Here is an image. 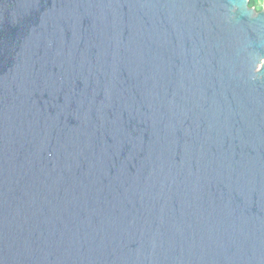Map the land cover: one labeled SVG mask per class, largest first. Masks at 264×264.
Masks as SVG:
<instances>
[{
  "label": "water",
  "instance_id": "1",
  "mask_svg": "<svg viewBox=\"0 0 264 264\" xmlns=\"http://www.w3.org/2000/svg\"><path fill=\"white\" fill-rule=\"evenodd\" d=\"M0 0V264H264V11Z\"/></svg>",
  "mask_w": 264,
  "mask_h": 264
},
{
  "label": "built area",
  "instance_id": "2",
  "mask_svg": "<svg viewBox=\"0 0 264 264\" xmlns=\"http://www.w3.org/2000/svg\"><path fill=\"white\" fill-rule=\"evenodd\" d=\"M258 4H257V0H254V6H253V9H255V11L257 12H261V11H264V0H258ZM250 2V0H249Z\"/></svg>",
  "mask_w": 264,
  "mask_h": 264
},
{
  "label": "trees",
  "instance_id": "3",
  "mask_svg": "<svg viewBox=\"0 0 264 264\" xmlns=\"http://www.w3.org/2000/svg\"><path fill=\"white\" fill-rule=\"evenodd\" d=\"M249 6L251 7V8H253V2L250 0V3H249Z\"/></svg>",
  "mask_w": 264,
  "mask_h": 264
},
{
  "label": "rangeland",
  "instance_id": "4",
  "mask_svg": "<svg viewBox=\"0 0 264 264\" xmlns=\"http://www.w3.org/2000/svg\"><path fill=\"white\" fill-rule=\"evenodd\" d=\"M251 1L254 3V0H251ZM258 2H259V1L257 0V4H258ZM253 5H254V4H253Z\"/></svg>",
  "mask_w": 264,
  "mask_h": 264
}]
</instances>
